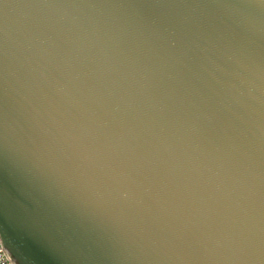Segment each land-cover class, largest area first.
I'll use <instances>...</instances> for the list:
<instances>
[{
	"label": "water",
	"instance_id": "95a60500",
	"mask_svg": "<svg viewBox=\"0 0 264 264\" xmlns=\"http://www.w3.org/2000/svg\"><path fill=\"white\" fill-rule=\"evenodd\" d=\"M0 239L264 264V0H0Z\"/></svg>",
	"mask_w": 264,
	"mask_h": 264
},
{
	"label": "built area",
	"instance_id": "2783aa9c",
	"mask_svg": "<svg viewBox=\"0 0 264 264\" xmlns=\"http://www.w3.org/2000/svg\"><path fill=\"white\" fill-rule=\"evenodd\" d=\"M0 258L3 259V264H12L8 257L6 256L5 250L3 248L1 239H0Z\"/></svg>",
	"mask_w": 264,
	"mask_h": 264
},
{
	"label": "clouds",
	"instance_id": "9594fccd",
	"mask_svg": "<svg viewBox=\"0 0 264 264\" xmlns=\"http://www.w3.org/2000/svg\"><path fill=\"white\" fill-rule=\"evenodd\" d=\"M0 264H3V259L2 258H0Z\"/></svg>",
	"mask_w": 264,
	"mask_h": 264
}]
</instances>
